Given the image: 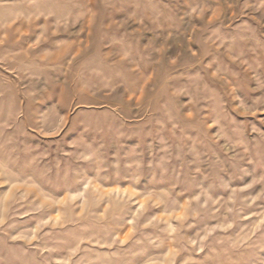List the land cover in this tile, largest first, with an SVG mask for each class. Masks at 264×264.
<instances>
[{"label":"rangeland","instance_id":"rangeland-1","mask_svg":"<svg viewBox=\"0 0 264 264\" xmlns=\"http://www.w3.org/2000/svg\"><path fill=\"white\" fill-rule=\"evenodd\" d=\"M0 264H264V0H0Z\"/></svg>","mask_w":264,"mask_h":264}]
</instances>
